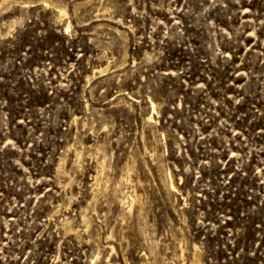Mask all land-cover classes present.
Listing matches in <instances>:
<instances>
[{"label": "rangeland", "instance_id": "rangeland-1", "mask_svg": "<svg viewBox=\"0 0 264 264\" xmlns=\"http://www.w3.org/2000/svg\"><path fill=\"white\" fill-rule=\"evenodd\" d=\"M196 262L264 264V0H0V264Z\"/></svg>", "mask_w": 264, "mask_h": 264}, {"label": "bare ground", "instance_id": "bare-ground-1", "mask_svg": "<svg viewBox=\"0 0 264 264\" xmlns=\"http://www.w3.org/2000/svg\"><path fill=\"white\" fill-rule=\"evenodd\" d=\"M69 27H70V24H67V25H66V29H69ZM152 105H153V108L155 109V105H156V104H155L154 102H152ZM139 196H140V195H139ZM139 203H140V202H139ZM195 264H197V262H196Z\"/></svg>", "mask_w": 264, "mask_h": 264}]
</instances>
